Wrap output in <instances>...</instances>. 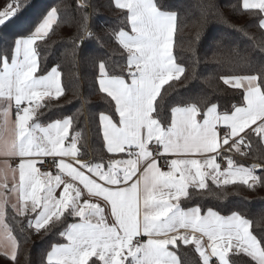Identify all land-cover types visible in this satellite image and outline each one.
<instances>
[{"label":"snow or ice","instance_id":"obj_1","mask_svg":"<svg viewBox=\"0 0 264 264\" xmlns=\"http://www.w3.org/2000/svg\"><path fill=\"white\" fill-rule=\"evenodd\" d=\"M75 7L76 33L67 54L95 67V84L108 98L107 109L98 115L103 150L85 159L77 118L48 116L65 95L59 68L39 67L37 41L45 40L61 20L60 8L51 6L0 54L5 126L0 135V156L5 157L0 229L10 241L2 254L16 264V240L5 221L6 190L17 196L11 210L29 229L45 235L60 229L64 242L50 245L43 264H181L169 250L180 244L194 246L199 264H237L234 257H246L244 264H264V237L250 231V221L240 212L221 215L211 207L182 204L192 200L190 189L211 191L209 181L217 188L264 185V176L257 174L264 163L246 167L223 155L246 157L252 152L251 134L264 144V65L254 74L221 77L242 94L230 110L220 111L209 96L194 93L176 99L165 114L162 89L187 78L173 52L177 12L157 0H113V7L126 13V24L111 31L126 63L113 66L90 47L101 39L91 26L92 5L77 0ZM240 7L258 11V27L264 30V0H241ZM24 10L22 0L7 3L0 10V27ZM201 31L202 26L197 39ZM214 42L223 44L222 38ZM44 165L54 171H41Z\"/></svg>","mask_w":264,"mask_h":264},{"label":"trees","instance_id":"obj_2","mask_svg":"<svg viewBox=\"0 0 264 264\" xmlns=\"http://www.w3.org/2000/svg\"><path fill=\"white\" fill-rule=\"evenodd\" d=\"M26 10L6 28L0 27V54L12 47L14 39L26 33L30 25L51 6L60 8V23L53 26V31L43 41H37L39 67L41 71L58 67L62 73L65 95L55 104L49 118L73 115L77 118V130L84 135L81 145L85 159L97 158L103 150L102 136L99 133L98 115L108 107V98L99 93L95 84V67L84 60L74 62L67 54L76 33L75 18L77 0H22ZM92 5L88 12L93 13L91 26L99 34L100 41L93 40L90 47L96 55L104 57L110 65L126 63L122 49L111 35L112 30L126 24V13L113 7V0H88ZM168 9L178 14L177 31L174 34V55L179 63L186 67V77L172 81L164 86V112L179 97L194 93L205 94L217 103L220 111L230 110L233 104L242 100L240 90L230 88L221 80L222 76L254 74L264 65V30L258 27L260 14L245 12L241 0H157ZM7 3L15 0H0V10ZM71 7L65 8V4ZM30 5V7L28 6ZM95 10V11H94ZM206 21V23H205ZM103 26V27H102ZM203 27L200 39L198 29ZM107 29L108 31H105ZM214 38H222L218 47ZM119 71V69H117ZM159 99V98H158ZM82 114H79L81 113ZM44 118H42L43 120ZM252 152L246 157L240 156L238 164L264 163L256 159L264 155V144L251 134ZM106 155V153H105ZM264 176V169L257 172ZM209 190L197 192L190 189L193 198L182 201L184 207L201 205L211 207L221 215L240 212L250 221V231L264 237V185L248 188L245 185H223L217 188L209 181ZM8 228L16 240V264H43L46 252L55 242H64L58 235L57 228L52 233L37 234L27 227V221L16 216L11 209L5 217ZM174 253L181 264H199V256L193 245L180 244ZM94 259V258H93ZM237 264H244L246 257H234ZM0 264H13L5 255L0 254Z\"/></svg>","mask_w":264,"mask_h":264},{"label":"crops","instance_id":"obj_3","mask_svg":"<svg viewBox=\"0 0 264 264\" xmlns=\"http://www.w3.org/2000/svg\"><path fill=\"white\" fill-rule=\"evenodd\" d=\"M11 120H14V112H13V115L11 116V118H10V122H9L8 128H11V126H12L11 125ZM4 131H5V126H4L3 117L0 116V135H3ZM225 156H231L236 161H238V158L240 157L239 154L229 153V152ZM4 161H5V157L0 156V168H3ZM253 164H255V163L245 164L244 166L251 167ZM11 166L15 167V164H12ZM164 170H167V169H164ZM259 170L260 169H257V172ZM11 176H12V174L9 173L8 174V186H9V188L11 187ZM16 179H17V182H18V172L16 173ZM3 180H4L3 174H0V182H2ZM4 194L8 197V199L10 201L9 205L7 206V210L11 209V203H15L16 202L17 196L15 194L7 192L6 190H5ZM11 235H12V233H11ZM9 244H10V241H8L6 239L3 230L0 229V254L4 253L7 250V245H9ZM169 250L174 252V248H172L171 246H169Z\"/></svg>","mask_w":264,"mask_h":264},{"label":"built area","instance_id":"obj_4","mask_svg":"<svg viewBox=\"0 0 264 264\" xmlns=\"http://www.w3.org/2000/svg\"><path fill=\"white\" fill-rule=\"evenodd\" d=\"M227 153H228V152L225 151V152L223 153V155L225 156ZM220 162H221V164H222V167H223V166H226V162H225L224 160H221ZM162 167H163V165H162ZM164 169H166V168H164ZM48 170H53V171H54V169H50V168H49V165H44V166L41 168V171H48Z\"/></svg>","mask_w":264,"mask_h":264},{"label":"rangeland","instance_id":"obj_5","mask_svg":"<svg viewBox=\"0 0 264 264\" xmlns=\"http://www.w3.org/2000/svg\"><path fill=\"white\" fill-rule=\"evenodd\" d=\"M237 162V161H236ZM238 163V162H237ZM8 246V245H7Z\"/></svg>","mask_w":264,"mask_h":264}]
</instances>
